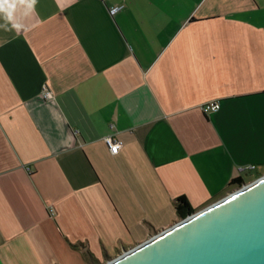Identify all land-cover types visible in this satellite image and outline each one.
<instances>
[{
  "label": "crops",
  "instance_id": "crops-1",
  "mask_svg": "<svg viewBox=\"0 0 264 264\" xmlns=\"http://www.w3.org/2000/svg\"><path fill=\"white\" fill-rule=\"evenodd\" d=\"M263 173L264 0L0 14V264H101Z\"/></svg>",
  "mask_w": 264,
  "mask_h": 264
},
{
  "label": "water",
  "instance_id": "water-1",
  "mask_svg": "<svg viewBox=\"0 0 264 264\" xmlns=\"http://www.w3.org/2000/svg\"><path fill=\"white\" fill-rule=\"evenodd\" d=\"M101 264H264V173Z\"/></svg>",
  "mask_w": 264,
  "mask_h": 264
},
{
  "label": "built area",
  "instance_id": "built-area-1",
  "mask_svg": "<svg viewBox=\"0 0 264 264\" xmlns=\"http://www.w3.org/2000/svg\"><path fill=\"white\" fill-rule=\"evenodd\" d=\"M43 94L45 96H48V97L51 95L50 91L47 90L46 88H44ZM218 106H219L218 101L214 100V101H210L208 103H205L202 108L204 111H207L210 109H216ZM103 140L106 143V145H107V147L111 153L118 152L121 145H122V140L114 137L111 133L104 135ZM252 168H254V164H252V163L237 165V169L240 172L248 170V169H252Z\"/></svg>",
  "mask_w": 264,
  "mask_h": 264
},
{
  "label": "trees",
  "instance_id": "trees-1",
  "mask_svg": "<svg viewBox=\"0 0 264 264\" xmlns=\"http://www.w3.org/2000/svg\"><path fill=\"white\" fill-rule=\"evenodd\" d=\"M236 180L241 181V178L237 177L233 179V181H236ZM174 208H175L178 218H184L185 216H187L188 214H190L191 212L195 210L190 205L187 197L183 194H180L175 197ZM73 245L75 246L76 244H73ZM86 254H89V251H86Z\"/></svg>",
  "mask_w": 264,
  "mask_h": 264
},
{
  "label": "clouds",
  "instance_id": "clouds-1",
  "mask_svg": "<svg viewBox=\"0 0 264 264\" xmlns=\"http://www.w3.org/2000/svg\"><path fill=\"white\" fill-rule=\"evenodd\" d=\"M34 3V0H32ZM17 0H0V14H3L6 18L11 19L16 6ZM19 29L20 25H14Z\"/></svg>",
  "mask_w": 264,
  "mask_h": 264
},
{
  "label": "rangeland",
  "instance_id": "rangeland-1",
  "mask_svg": "<svg viewBox=\"0 0 264 264\" xmlns=\"http://www.w3.org/2000/svg\"><path fill=\"white\" fill-rule=\"evenodd\" d=\"M250 176H248L247 178L249 179ZM240 187V186H239Z\"/></svg>",
  "mask_w": 264,
  "mask_h": 264
}]
</instances>
